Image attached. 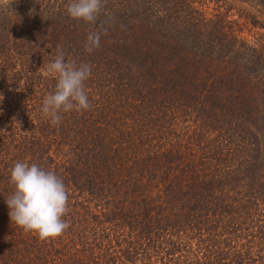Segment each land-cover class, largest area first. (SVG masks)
I'll return each mask as SVG.
<instances>
[{
    "label": "trees",
    "instance_id": "1",
    "mask_svg": "<svg viewBox=\"0 0 264 264\" xmlns=\"http://www.w3.org/2000/svg\"><path fill=\"white\" fill-rule=\"evenodd\" d=\"M69 2L0 0V264H264V35L229 20L264 29V0H103L96 24ZM57 47L91 65L90 108L58 126ZM17 161L66 185L60 237L10 221Z\"/></svg>",
    "mask_w": 264,
    "mask_h": 264
},
{
    "label": "clouds",
    "instance_id": "2",
    "mask_svg": "<svg viewBox=\"0 0 264 264\" xmlns=\"http://www.w3.org/2000/svg\"><path fill=\"white\" fill-rule=\"evenodd\" d=\"M103 0H70L66 6L69 19L96 24L102 14ZM102 27V25H101ZM101 32H89L84 49L92 53L99 47ZM56 78L55 90L42 102L41 112L59 125L62 114L90 108L85 83L91 76V65L66 62L65 51L57 47L56 55L45 68ZM12 193L6 199L12 223L38 240L48 242L60 237L69 227L64 219L68 212V193L63 180L37 163L15 162L10 172Z\"/></svg>",
    "mask_w": 264,
    "mask_h": 264
},
{
    "label": "rangeland",
    "instance_id": "3",
    "mask_svg": "<svg viewBox=\"0 0 264 264\" xmlns=\"http://www.w3.org/2000/svg\"><path fill=\"white\" fill-rule=\"evenodd\" d=\"M233 10L230 11L229 13V20H233V21H237L238 24L241 27V33L240 36L253 41V39L260 37L261 35H264V29H260V28H253L250 24L246 23V20L243 18L242 16V9L243 12H251L250 8L245 6V5H241V4H237V3H233ZM209 12H211V9L208 10ZM253 14V12H252ZM241 16V17H240Z\"/></svg>",
    "mask_w": 264,
    "mask_h": 264
}]
</instances>
